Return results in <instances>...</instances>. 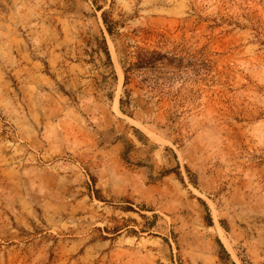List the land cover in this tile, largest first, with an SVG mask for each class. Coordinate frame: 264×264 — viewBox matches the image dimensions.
Here are the masks:
<instances>
[{"label": "rangeland", "instance_id": "rangeland-1", "mask_svg": "<svg viewBox=\"0 0 264 264\" xmlns=\"http://www.w3.org/2000/svg\"><path fill=\"white\" fill-rule=\"evenodd\" d=\"M0 264H264V0H0Z\"/></svg>", "mask_w": 264, "mask_h": 264}, {"label": "trees", "instance_id": "trees-1", "mask_svg": "<svg viewBox=\"0 0 264 264\" xmlns=\"http://www.w3.org/2000/svg\"><path fill=\"white\" fill-rule=\"evenodd\" d=\"M100 10V9H99ZM107 13H102V21L105 27V30L108 36L112 37L114 35V26L115 24L109 22L107 20ZM103 53L108 62H110V56L107 50L106 45L104 44ZM124 55L126 59H133L134 61H128V67H122L124 70V74L126 75L128 72L133 71L134 69H143V68H154L157 65L164 66L163 61H169L170 59L166 57L164 54L157 53L155 51L149 52L143 49H136L133 53L125 52ZM125 81H127V77L125 76Z\"/></svg>", "mask_w": 264, "mask_h": 264}]
</instances>
